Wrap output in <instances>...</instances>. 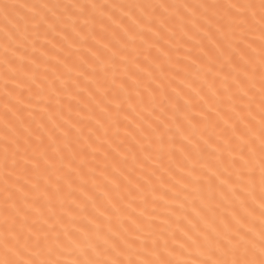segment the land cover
<instances>
[{
    "label": "snow or ice",
    "instance_id": "6c2138e0",
    "mask_svg": "<svg viewBox=\"0 0 264 264\" xmlns=\"http://www.w3.org/2000/svg\"><path fill=\"white\" fill-rule=\"evenodd\" d=\"M0 264H264V0H0Z\"/></svg>",
    "mask_w": 264,
    "mask_h": 264
}]
</instances>
